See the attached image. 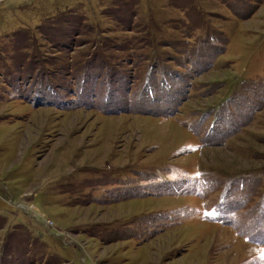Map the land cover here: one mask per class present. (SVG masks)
Segmentation results:
<instances>
[{
  "label": "rangeland",
  "instance_id": "1",
  "mask_svg": "<svg viewBox=\"0 0 264 264\" xmlns=\"http://www.w3.org/2000/svg\"><path fill=\"white\" fill-rule=\"evenodd\" d=\"M0 264H264V0H0Z\"/></svg>",
  "mask_w": 264,
  "mask_h": 264
}]
</instances>
